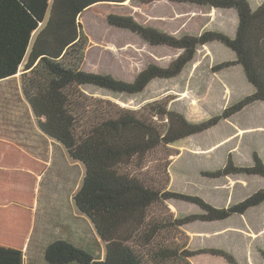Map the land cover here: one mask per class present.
Instances as JSON below:
<instances>
[{
    "label": "trees",
    "instance_id": "trees-1",
    "mask_svg": "<svg viewBox=\"0 0 264 264\" xmlns=\"http://www.w3.org/2000/svg\"><path fill=\"white\" fill-rule=\"evenodd\" d=\"M128 1L146 5L157 0H0V82L17 76L25 65L22 90L40 130L63 145L69 156L85 167L84 179L73 201L78 211L92 222L106 250L101 259L89 249L56 239L46 247L45 261L47 264H149V259L166 263L207 253L222 257L228 264H240L233 254L222 249L179 253L173 246L156 250L150 247L162 232L175 227L245 215L264 204V188L240 203L218 208L201 196L168 190V181L135 174L129 168L133 164L142 167L157 149L207 132L245 108L264 102V1L253 10L249 0H168L235 10L239 23L234 37L215 30L204 31L199 36L177 37L142 24L132 16L110 14L107 20L111 26L128 30L152 46H168L182 53L167 67L148 65L133 81L84 71L81 65L89 40L80 17L98 4L123 5ZM214 42L236 55V60L217 65L214 71L242 66L255 91L207 121L194 123L184 114L170 110L164 100L140 110H129L111 101L93 100L82 92L84 86H93L116 94H141L155 80L179 77L193 62L199 48ZM206 175L215 179L264 178V159L255 151L253 164L240 166L230 154L222 168ZM11 197L6 198L8 202L0 203L14 204ZM169 200L195 205L202 213L172 222L152 216L153 207ZM11 207L6 208V214H0V228L9 231L15 243L0 244V264H24L31 220L13 216L8 210L16 208Z\"/></svg>",
    "mask_w": 264,
    "mask_h": 264
},
{
    "label": "rangeland",
    "instance_id": "rangeland-1",
    "mask_svg": "<svg viewBox=\"0 0 264 264\" xmlns=\"http://www.w3.org/2000/svg\"><path fill=\"white\" fill-rule=\"evenodd\" d=\"M252 9L257 3L249 0ZM110 14L134 17L142 24L159 28L180 37L199 36L204 31H222L233 37L238 27L235 11L215 10L193 4L157 0L141 5L131 1L123 5L98 4L80 17L88 45L81 68L86 72L110 74L133 81L150 64L170 65L182 51L168 46H152L136 34L113 27ZM36 36L34 34L33 38ZM236 60L235 53L219 42L200 47L195 59L174 79L153 81L137 95L116 94L93 86L82 92L93 100L111 101L120 108L140 110L162 101L170 110L200 123L221 114L227 107L252 95L243 67L214 71L217 65ZM0 83V202L12 198L14 204L0 203V214L8 210L13 216L34 222V238L44 245L70 237L76 245L89 249L101 259L105 245L92 222L80 213L73 201L85 176V167L74 161L59 142L39 128L22 88V74ZM93 102V101H91ZM264 159V102L245 108L215 128L189 137L169 147L154 151L145 165H132L135 174H148L168 181L167 189L203 197L218 208L240 203L264 188L259 176L210 178L207 172L222 168L231 154L240 166L253 164V153ZM167 183V182H166ZM13 203V201H12ZM11 207V208H13ZM199 207L169 200L152 208V216L174 221L201 214ZM0 215V217H1ZM49 222L40 237L41 222ZM30 237V235H29ZM139 242V240H137ZM15 243L10 232L0 228V244ZM176 247L183 253L205 249H222L233 254L240 264H264V204L225 221H196L162 232L150 249ZM147 250V249H146ZM25 264H44V257ZM149 264H228L225 259L207 253L178 258L166 263L148 260Z\"/></svg>",
    "mask_w": 264,
    "mask_h": 264
},
{
    "label": "crops",
    "instance_id": "crops-1",
    "mask_svg": "<svg viewBox=\"0 0 264 264\" xmlns=\"http://www.w3.org/2000/svg\"><path fill=\"white\" fill-rule=\"evenodd\" d=\"M254 1L257 3V7H258V6H260L263 3L264 0H254ZM215 10H220V9H215ZM223 11H231V10H223ZM232 11H235V10H232ZM235 13L237 14L236 11H235ZM237 17H238V14H237ZM238 23H239V18H238ZM235 34H236V32H235ZM11 79H8V80H11ZM8 80H5V81H8ZM5 81H2V82H5ZM36 224H37V222L36 223L34 222L33 228L31 229V232H30V237H29V239H28V241H27V243L25 245V248H24V259H25V261L27 260V261L35 262V261L38 260L37 257H42V258L44 257L43 263L47 264L46 261H45V249L53 241L50 242V243H46L45 242L44 245H40V247H38L36 244L38 242L41 243L42 241L39 240V238H37V239L34 238L35 231L37 229L36 228ZM47 225H50V223L49 222L46 223L44 221L41 222V225H40L41 229H39L40 237L43 235L44 232H46V234H47L48 231H45ZM63 239L67 240L69 242H72V243H74L76 245V243L74 241L70 240V237H66V238L64 237ZM24 264H25V262H24Z\"/></svg>",
    "mask_w": 264,
    "mask_h": 264
}]
</instances>
